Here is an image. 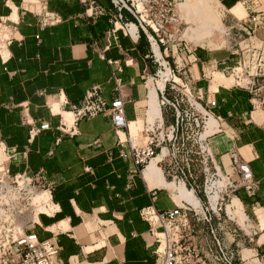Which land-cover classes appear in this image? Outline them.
<instances>
[{"label": "crops", "instance_id": "1", "mask_svg": "<svg viewBox=\"0 0 264 264\" xmlns=\"http://www.w3.org/2000/svg\"><path fill=\"white\" fill-rule=\"evenodd\" d=\"M95 1L112 11L109 0ZM218 1L230 16V25L257 16L259 24L249 25L256 37L262 35L264 0ZM239 4L246 13L243 18L230 12ZM85 9L80 0H0V136L11 151L7 171L10 175L43 171L54 181L49 193L53 211L40 213L31 230L41 241L56 238L62 264H158V243L141 210L166 212L183 200L178 203L165 183L170 177L164 164H158L160 172L156 166L139 173L132 158L121 155L122 150L128 152L126 139L134 126L142 123L136 134L145 142L143 128L154 122L149 117L154 88L148 83L158 65L149 57L151 45L143 31L133 39L115 28L108 15L84 17ZM46 11L61 21L42 26L41 13ZM232 54L194 47L183 57L194 76V94L202 92L201 103L216 121L214 150L225 156L228 166L237 153L260 182L255 197L243 190L235 197L240 209L243 205L258 223L256 213L264 220V90L226 86L220 78L212 90L220 61L228 59L232 66ZM171 59L179 63L169 53ZM94 86L108 102L124 97L128 127L117 130L111 116L101 114L79 120L74 136L59 130L72 106ZM160 89H155L159 108ZM165 109L155 122L162 119L169 126L174 118L172 114L173 121L167 123ZM44 122L50 129L31 134ZM186 191L191 204H199L195 193ZM262 238L264 231L253 248L239 249L242 255L249 250L250 264H264Z\"/></svg>", "mask_w": 264, "mask_h": 264}, {"label": "built area", "instance_id": "2", "mask_svg": "<svg viewBox=\"0 0 264 264\" xmlns=\"http://www.w3.org/2000/svg\"><path fill=\"white\" fill-rule=\"evenodd\" d=\"M80 1L86 7L84 17L108 15L113 26L121 29L125 35L137 39L140 30L147 35L151 45L149 57L158 65L156 74L151 77L153 81L160 78L162 70H170V77L164 88L160 89V111L163 107L171 109L174 123L166 126L162 119L154 123L148 121L143 128L146 141L142 142L138 133H129L126 139L128 152L122 150L121 155H129L140 173L152 159L166 152L159 164H164L172 181H183L186 189L198 197L195 186L186 182L188 177L192 176L190 170L194 165L193 153L203 154L207 151L206 156L203 155L199 161L200 172L206 178V193L209 177H214L215 171L216 175L223 178L225 164L218 163L211 148L203 147L202 143L199 146L200 152L186 150L184 156L179 154L184 152L185 143L175 147L180 130L200 129L198 114L202 113L199 108L203 107L202 92L199 90L194 94V76L183 57V54L192 49L190 42L185 38L186 24L179 9L187 0H109L113 6L112 11L105 10L95 0ZM52 15L54 14L49 11L41 13L40 24L45 26L61 21L60 17ZM249 24H259L257 16L251 17L248 23L237 21L228 29L240 31L248 35L249 39L257 38L255 30ZM240 50L242 55L235 65H227L228 59L221 60L222 68L218 71L227 77H233L237 86L264 90V41L258 45H240ZM169 53L181 59V63H177L174 69L168 60ZM233 54L239 55V50L233 51ZM116 82L120 86L121 79H116ZM69 113L70 121L63 119L59 130L71 136L77 134L79 120L101 114H109L117 130L128 127L124 97L119 96L108 102L101 95L99 86L89 90L81 103L73 105ZM206 113L211 114L207 110ZM160 115L162 117V112ZM191 116H196L193 122L185 123ZM204 116L206 119L205 114ZM216 120L219 121L217 118ZM204 123L206 126V121ZM48 129L50 124L44 122L39 128H33L31 134ZM10 159L11 151L0 136V162L3 163L0 169V264H62L59 260L61 247L56 238L41 241L31 230L40 213L53 211L49 193L54 187V181L47 180L43 171L34 175L26 172L10 175L7 171ZM229 167L232 173H227L228 179L235 176L237 181L233 191L234 197H237L236 192L239 190L245 191L249 197H255L260 190V182L237 153L232 154ZM41 192L48 193L47 202L36 201ZM41 206L48 212L38 210ZM202 209L203 215L198 213L190 202L183 200L180 206L166 212H158L153 207L141 210V216L151 224L153 237L158 243L155 250L158 264H236L239 258L244 260L238 248L236 230H232L228 224V221L233 220L227 214V219L221 218L219 203L215 210L210 204L205 207L202 205ZM193 220L202 222L207 232L205 233L204 227L196 229ZM221 225H224L232 237L231 245L236 243L234 247L222 244L219 237Z\"/></svg>", "mask_w": 264, "mask_h": 264}, {"label": "rangeland", "instance_id": "3", "mask_svg": "<svg viewBox=\"0 0 264 264\" xmlns=\"http://www.w3.org/2000/svg\"><path fill=\"white\" fill-rule=\"evenodd\" d=\"M237 6H240L243 9L242 4H239ZM181 17L184 20V23L186 24L185 27H187L188 30V41L190 42V46L192 48L194 47H201L214 50V51H222L226 53H231L233 51L239 50V55L232 54L231 59L233 58L232 66L236 64V61L239 59V57L242 55V51L240 50V45L242 47H245L247 44H255L258 45L261 43V41H264V34L262 32L257 35V38L249 39L250 37L246 34H243L240 31L232 30L229 31L228 27L230 26V16L228 14H225L224 8H222L221 4L217 0H187L184 3H182L179 7ZM244 10V9H243ZM231 12V11H230ZM236 16L239 18H243L246 16V13L243 12L242 16L235 13ZM255 35L253 34V37ZM247 55V54H245ZM178 62L181 63V59H178ZM170 63L172 65V68L174 69V63L172 62V59L170 60ZM220 72V71H219ZM217 76H223L224 79H229L231 84L236 83L233 77H227L223 73H219L214 75L213 74V83L214 87L212 90L217 88L216 80L219 78ZM226 77V78H225ZM156 81H153L150 79L148 86L149 88H153V83ZM202 104V103H201ZM202 106L205 108V106L202 104ZM202 107V108H203ZM201 108V109H202ZM207 110V109H206ZM205 114V113H204ZM202 113L198 114V117L201 121V127L200 129L196 130H190L184 128L183 130L179 131V135L177 137V140L175 141V147L181 146V144L185 143L184 152H181L179 154L180 156H184L186 153V150H192V151H198L200 152V143L203 144V147L205 148H211L212 155L214 156L215 160L220 163H226V161L223 159V154L218 155L216 151L214 150L212 146V140L217 136L216 133L207 137L204 140L200 139L202 138V135L204 131L206 130L205 126V116ZM164 116L167 121V123H171L173 121L172 119V111L168 107L164 110ZM196 116H191L190 119L185 120V123H192L193 119H195ZM203 141V142H202ZM182 151V149H181ZM207 151H205L203 154L193 153V159H194V165L191 166V174L192 176L188 177V180L186 183H191L195 188L197 189V193L203 197V200L199 201V203L202 202L203 207L208 206V199L205 193V182L206 178L201 174L200 168H199V161L202 159V156H206ZM224 163V164H225ZM227 167V171H226ZM161 171L159 167V172ZM214 171V177H209L208 184L212 182H218V194H219V211L221 213V218L227 219V212L226 207L233 201H231L234 197L235 192V185L237 183L236 177L233 176L230 179H228L227 175L231 174L232 171L230 170V167L225 164V171L223 173V178L219 177L215 174ZM228 173V174H227ZM170 182H172V178L170 177ZM167 184L168 182L165 181ZM241 197V196H240ZM198 198H200L198 196ZM206 204V205H205ZM227 204V205H226ZM240 207V202H238ZM242 204V203H241ZM226 205V207H225ZM241 211L236 214V216L231 219L233 221H228V224L232 230H236V234L238 235L237 240L241 243V248H253L256 241L258 240L261 231H264V228L261 226V224H264V220H261L259 218V214L256 213L258 217V223L254 222V217L249 216L248 212H246L243 208L240 209ZM226 212V213H225ZM235 221V222H234ZM193 225L196 226V229L199 228H206V226H203L202 222H197L196 220H193ZM205 229V233H206ZM219 237L221 239V242L225 246H230L232 242V237L228 234L227 229H225L224 225L219 226ZM264 239V238H262ZM237 241V242H238ZM236 243L232 244L231 246L234 247ZM248 249L244 250V257L246 258L245 261L236 260V264H250L248 262ZM2 260V259H0ZM248 262V263H246ZM254 264H259L254 263Z\"/></svg>", "mask_w": 264, "mask_h": 264}, {"label": "bare ground", "instance_id": "4", "mask_svg": "<svg viewBox=\"0 0 264 264\" xmlns=\"http://www.w3.org/2000/svg\"><path fill=\"white\" fill-rule=\"evenodd\" d=\"M230 11H231V13H233V14L236 13V14H238L240 16H242V14L244 12V10L240 6H236ZM185 38L186 39L188 38L187 27H186V30H185ZM219 73L220 72H215L214 75L219 74ZM169 77H170V70L169 69L162 70V72L160 73V78L156 82L153 83L152 87L154 89L150 90L149 117L151 116V118L154 119V122H155V120L158 117H160V108H159V105H158V99H157L158 97H157L155 89L164 88L165 83H166V81L168 80ZM217 77H219L221 79V83L225 84L226 86L230 85V80L229 79H224L223 76H217ZM201 108L202 107L199 108L200 111L203 114L205 113V115L207 117V119H206V126L207 127H206V130L204 131V133L202 135V139H205V138L213 135L215 133V131L217 130L216 127H215L216 121H215L214 117L212 116V114L208 115L206 113V110L204 108H202V109ZM69 117H71V116L69 115ZM68 120L70 121V118H68ZM154 122H151V120H150V123H154ZM140 128H142V123H139V126L138 125L134 126L133 133H136L138 131V129H140ZM165 155H166V152L163 153V154H160L159 156H157L154 159H152L150 164L147 166L146 170L149 168L150 171H151V169L153 167H156V166L159 169V165L158 164H159V162L162 161V159H163V157ZM2 166H3V163L0 162V169H1ZM176 183H179V182H175V183H174V181L168 182V186H169L170 190L173 191V193L175 195V199L177 200V202L180 203L182 200H186V201H188L190 203H194L190 193L186 191L183 181H180L179 184H176ZM218 187H219L218 182H216V181L212 182V183L208 184L207 192H206V194L208 196V200H209L210 206L214 210L217 209V206H218V203H219V194H218V190H217ZM48 199H49L48 193L47 192H41L38 195V197L36 198V201L38 203H44V202H47ZM237 200H238L237 198H234L233 201L226 207L227 216H229L231 219H233L236 216V214L241 211ZM193 207L198 213L203 215L202 202L199 203V204H194ZM38 210L47 211V210H45L43 208V206L38 208ZM20 231H22V230L20 229ZM243 257H244V255H243Z\"/></svg>", "mask_w": 264, "mask_h": 264}, {"label": "trees", "instance_id": "5", "mask_svg": "<svg viewBox=\"0 0 264 264\" xmlns=\"http://www.w3.org/2000/svg\"><path fill=\"white\" fill-rule=\"evenodd\" d=\"M199 197L201 198V200H203V197L201 195H199Z\"/></svg>", "mask_w": 264, "mask_h": 264}]
</instances>
